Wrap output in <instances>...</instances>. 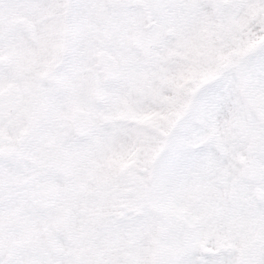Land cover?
<instances>
[{
    "label": "snow or ice",
    "instance_id": "6c2138e0",
    "mask_svg": "<svg viewBox=\"0 0 264 264\" xmlns=\"http://www.w3.org/2000/svg\"><path fill=\"white\" fill-rule=\"evenodd\" d=\"M0 264H264V0H0Z\"/></svg>",
    "mask_w": 264,
    "mask_h": 264
}]
</instances>
